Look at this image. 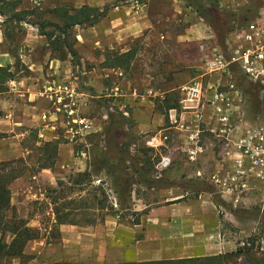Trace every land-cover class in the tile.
Instances as JSON below:
<instances>
[{
    "label": "rangeland",
    "instance_id": "rangeland-1",
    "mask_svg": "<svg viewBox=\"0 0 264 264\" xmlns=\"http://www.w3.org/2000/svg\"><path fill=\"white\" fill-rule=\"evenodd\" d=\"M64 4L77 7L71 1L22 0L23 8L36 6L46 9ZM99 12V22H104L108 14L107 6H104V10ZM102 25L105 26L106 22ZM5 27H7V32L12 33L18 40L13 42L11 37H5L3 33L4 50L7 51L10 46L17 45L14 64L18 69H21V61H19L18 55L21 52H29V48L24 45V42L26 38L36 37L38 29L35 30L36 27L30 23H25L20 27L13 25H6ZM152 30L153 35L159 31L157 29ZM212 31L214 30L212 29ZM72 36L79 38L80 42L77 39V41H73L72 38L74 48L78 53L77 56L70 58L69 69L77 76L75 80L78 89H85L89 94L86 100L87 105H82L79 113L93 116L96 112L95 105L100 104L107 109L109 115L120 112L126 115L124 129L129 134L127 140L128 156L132 157L131 160L136 161L138 167L141 168L140 173H134L135 179L141 181L132 187L136 192L137 201H133L131 196L127 199L118 200L109 187L108 176L100 175L101 179L106 181L104 188L110 194L108 199L109 213L114 216L118 215L119 222L123 223L116 226L110 224L109 227H105L104 223L98 225L102 238L108 244L107 257L105 256L100 260L91 257L89 253H84L83 250H78L82 247L81 242H63L61 236L59 239H55L46 232L44 227L50 225L53 218L51 209L48 206L35 203L37 199L44 198L47 192L45 184L40 181L37 185L36 190H38L39 195L34 199L27 197L28 193L14 194L13 205L17 213L21 217L31 220L30 224L42 226L43 232H46L49 237L29 243L26 249L27 254H29L25 260L27 264H45L54 261L97 264L104 261L117 262L134 258L137 256L134 234L137 235L138 231H133V224L140 221L139 214L147 220V215L154 212L152 208L177 202L185 203L190 198L197 201V211L200 214H206L208 218L205 219V226L202 219L198 222L194 221L196 225L194 227L196 234L193 238L195 248L190 250L186 249L187 246H183V250L176 249L178 252L185 254V257L225 254L229 264H252L253 259L262 257L264 254V214L255 205L249 204L244 207L230 204L228 199L222 197L220 185L212 178L213 172L218 175L222 169L220 168L222 157L218 146H216V140L205 131L210 121L208 112H203V120L197 121L198 118L194 111H199V109L184 107V104L181 103L185 97L183 91L162 93L164 90H171L175 82L183 79L187 70L192 75L190 81L202 72L203 59L200 42L203 40L191 45L190 48L178 45L172 47L170 44L165 47H157L144 45L142 44V37H137L130 43L131 48L136 52V56L129 69L125 70L123 68H110L105 65L103 58L105 57L104 54L109 52L108 47L95 50L87 43L88 39L98 36L97 26L78 25L73 29ZM214 38L219 43L216 34ZM48 47L52 49L50 45ZM45 48L47 47L44 46L39 51L44 52ZM187 48L196 57L190 66L183 59L187 58ZM102 49L104 50L102 51ZM115 50H121V47L118 45ZM82 52L84 54L91 52L93 59L81 60ZM93 69L98 73V84H100L99 91L94 92V95L96 93L100 97L94 99L90 97L93 94V87L86 85L89 75L85 73ZM113 86L119 87V90L112 91L111 87ZM89 88L91 89L87 90ZM134 89H136L135 93ZM150 89L153 92H150ZM167 97H170L171 100L178 98L176 110H166L164 99ZM160 118H164L163 121H160ZM109 121L108 118L101 131H84L81 139L77 138V142H73L75 148L73 159L77 157L90 162L92 157L100 152V149L103 148L102 144H105V141L103 142V138L105 139L104 132ZM71 127L75 128L76 126H73L71 122H63L58 125L56 131L60 135L59 141L70 140L71 133L69 130ZM102 132L104 136H101ZM190 136L196 137L190 139ZM39 154L40 151L34 149V152L29 156L26 155L27 158L19 157L11 161L13 162L11 166L16 168V172L22 173L27 168H40L42 165L51 164L54 161L53 168H55L56 159L50 157L51 153ZM226 159L228 158L226 157ZM130 161L125 162L126 168H131ZM37 164L39 165L37 166ZM130 172H133L132 169ZM149 179L152 181L149 182ZM100 181L95 184L100 185ZM204 203H207L206 209ZM134 204L142 205V207L145 204L148 206L141 209L137 215L133 208H139V206ZM29 210L30 212L27 214ZM78 218L80 217L78 216ZM242 242H246V245H242ZM65 243L70 245L66 246ZM189 254L192 256H187ZM137 258L140 261L152 260V258L141 259L138 256ZM22 261L15 258L0 264H22L24 262Z\"/></svg>",
    "mask_w": 264,
    "mask_h": 264
},
{
    "label": "crops",
    "instance_id": "crops-1",
    "mask_svg": "<svg viewBox=\"0 0 264 264\" xmlns=\"http://www.w3.org/2000/svg\"><path fill=\"white\" fill-rule=\"evenodd\" d=\"M61 1H71L77 7L88 4L97 7L99 11H103L104 6H107L108 14L107 19L104 21L106 25H102L103 21L95 24L98 36L87 40V43L95 50L106 46L111 52L119 45L121 51H127L131 48L130 43L137 37H142V44L144 45L165 47L170 44L172 47L178 45L190 48L198 41L212 36L209 24L196 15L188 0ZM152 29L159 31L153 35ZM36 33V37L26 38L24 45L29 48V52H21L18 55L22 66L21 69H18L14 64L15 55L4 50L3 30L0 27V66L9 67V71L15 75L7 80L5 84H2L3 90L0 92V132L7 134V136L0 139V161L11 162L19 157L27 158L34 152V149L40 151L39 155H43L42 146L46 142L57 141V153L54 156L56 162L55 168H53L54 161L52 166L49 167H43L44 165H42L40 168H27L14 179L10 185L12 204H14V194L28 193L27 197L36 198L39 195L36 187L40 181L45 184V190L47 191L50 188L57 187L59 179L67 181L71 175L89 170V161L77 157L74 158L75 160L72 158L75 154L73 142H77V138L74 139L71 135L69 141H59L60 135L56 131L58 125L63 122L69 123L71 120L83 119L93 125L90 132H97L104 128L109 118V112L100 104L95 105L96 112L93 116L80 114L79 109L81 107L68 106L67 101L59 104L58 97L65 92H74L81 102L87 100L89 94L85 89H78L75 80L77 76L69 69L70 65L68 63H70L72 55L66 54V57L61 58L59 52L53 53L52 49L48 47V39L40 35L39 32ZM76 39L80 42L79 38ZM44 46L47 47L45 51H39ZM189 50L187 48V58L183 59L190 66L196 57ZM106 53L103 60L106 59ZM81 56V60L93 59L91 52L85 54L82 52ZM82 73L84 72L82 71ZM85 73L89 75L86 85L93 87V94L90 97L92 99L100 97L96 93L94 95L95 91H99L100 86L97 78L98 73L94 69ZM191 77V73L187 70L183 79L181 78V80L175 82L171 90H164L162 93L176 90L181 92L182 88L191 82ZM115 89L117 87H111L112 91ZM149 91L153 92L152 89ZM135 92L136 89H134ZM115 94L118 93L115 92ZM171 110H176V107L171 108ZM163 119L160 118V121H163ZM101 136H104L103 132ZM128 170L131 171V168ZM102 174L104 173L100 175ZM100 175L94 178V185L101 180ZM138 183L140 182L133 183V186ZM131 193L132 200L137 201L136 192L133 190ZM83 194L85 193L83 192ZM44 199L45 196L37 199L35 203L38 204ZM206 204L204 203L205 209ZM134 205L137 206L138 204ZM146 206L148 205L133 208V211L138 215V212ZM48 207L52 212L50 204ZM197 209V201L190 198L185 203L177 202L152 208L154 212L147 215V220L139 214L140 221L133 224L135 227V229L133 227V231H138V236L134 234L137 256L141 259L185 257V254H181L176 249L183 250V246H187L186 249L190 250L195 248L193 238L196 234L194 228L196 225L194 221L198 222L202 219L204 226L206 225V214H200ZM109 211L110 208L108 207L104 224L99 222L93 225L62 224L60 226L61 241L81 242L83 248L81 247L78 250H83L84 253H89L91 257L99 260L105 258V256L107 257L108 244L102 238L98 225L103 224L105 227H109L110 224L113 226L123 224L119 222L118 215H111ZM29 212L30 210L27 214ZM30 225L34 226V224ZM40 240L41 238L33 241ZM64 245L69 246L70 244L65 243Z\"/></svg>",
    "mask_w": 264,
    "mask_h": 264
},
{
    "label": "trees",
    "instance_id": "trees-1",
    "mask_svg": "<svg viewBox=\"0 0 264 264\" xmlns=\"http://www.w3.org/2000/svg\"><path fill=\"white\" fill-rule=\"evenodd\" d=\"M188 2L195 10L196 15L211 26L222 45L229 27L225 24L227 14L219 9L217 0H188ZM99 13L97 7L88 4L81 7L64 4L42 9L36 6L23 8L22 0H0V27L5 37L9 36L13 42H16L17 37L8 33L5 26L20 27L25 23H30L38 29L40 35L48 39L53 51L60 52L61 58L66 57V54H71L74 57L78 52L72 42L73 29L78 25L94 26L99 22ZM75 39L73 38V41H76ZM15 47L17 45L10 46L7 51L15 55ZM135 56L136 52L133 48L127 51L112 50L106 53L104 62L107 67L128 70ZM14 76L9 71V67L0 66V92L3 90L2 84ZM236 76L239 85L250 101L251 110L254 112L264 111V98L260 95L259 86L243 78L240 73H236ZM177 99L165 98L166 110L176 107ZM109 119V125L104 132L105 144L100 152L92 157L89 170L73 174L67 181L59 179L57 187L47 190L44 201H38L41 205L49 206L50 204L52 207L53 218L50 225L45 226L44 229L55 239H59L61 236L60 226L62 224L93 225L97 222H104L110 194L104 188L106 181L103 179H101L100 185L93 184L96 176L101 173L108 176L109 187L118 200L130 197L133 183L141 181L134 177L136 173H140L141 168L138 167L136 161L131 160L132 157L128 156L129 134L124 129L126 115L123 112L110 114ZM5 136H7L6 133L0 132V139ZM57 147V141L46 142L42 147L43 155L51 153L50 157H54ZM126 161H130L133 172L124 166ZM12 163L0 161V263L16 258L23 260L22 264H27L25 260L29 254H27L26 248L29 242L49 237L46 232H43L42 226H31L29 219L21 217L12 204L10 185L21 174L15 171L16 168L11 166ZM52 164L53 162L43 167H49ZM256 208L258 209V207ZM227 258L225 254L142 261L134 257L117 262L104 261L97 264H229ZM45 264L79 263L54 261ZM252 264H264V254L262 257L253 259Z\"/></svg>",
    "mask_w": 264,
    "mask_h": 264
},
{
    "label": "built area",
    "instance_id": "built-area-1",
    "mask_svg": "<svg viewBox=\"0 0 264 264\" xmlns=\"http://www.w3.org/2000/svg\"><path fill=\"white\" fill-rule=\"evenodd\" d=\"M217 6L227 14L229 30L221 45L209 25L212 36L200 43L202 72L182 88L181 101L185 108L199 109L194 111L197 121L203 120V112L209 114L205 131L216 140L222 157V169L212 178L222 197L237 206L255 205L264 214V111L251 110L236 76L257 84L264 98V0H217ZM58 100L77 108L87 105L74 92L60 94ZM70 122L76 126L69 130L73 138L93 127L83 119Z\"/></svg>",
    "mask_w": 264,
    "mask_h": 264
}]
</instances>
